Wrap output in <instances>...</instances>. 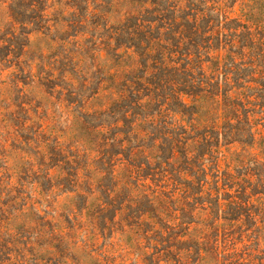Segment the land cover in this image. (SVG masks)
<instances>
[{"label":"rangeland","instance_id":"rangeland-1","mask_svg":"<svg viewBox=\"0 0 264 264\" xmlns=\"http://www.w3.org/2000/svg\"><path fill=\"white\" fill-rule=\"evenodd\" d=\"M172 1L185 19L188 0ZM198 1L207 16L202 32L211 29L212 48L220 47L202 52L207 75L226 58L249 69L243 84L230 83L239 117L222 97H184L194 119L168 120L186 129L185 138L215 132L216 153L191 165L163 139L145 137L123 111L111 117L146 64L115 29L149 5L0 0V264H264V195L255 194L263 190L239 193L232 183L248 187L244 182L255 178H244L245 171L264 163V107L257 99H264V9L259 0ZM187 22L183 47L195 52ZM172 60L186 66L180 56ZM246 115L249 125L240 123ZM221 133L238 136L224 141ZM198 137L187 143L190 156L205 151L198 152ZM249 197L253 217L231 207L232 199Z\"/></svg>","mask_w":264,"mask_h":264},{"label":"trees","instance_id":"trees-1","mask_svg":"<svg viewBox=\"0 0 264 264\" xmlns=\"http://www.w3.org/2000/svg\"><path fill=\"white\" fill-rule=\"evenodd\" d=\"M132 3L144 5H149L148 8L144 9L140 14L134 16L126 22L121 28L115 29V34L120 36L126 35L128 38L129 45L125 46L126 49H134V52L142 59L146 64L142 63L141 71H143V76H134V80L123 89L125 94L128 93V97L124 96L122 103L116 106V110H111V117L119 114L123 111V116L129 120L130 124L133 125L136 122H139L138 130L144 134L147 138H153V140L163 139L164 142L162 145L164 147L169 144V147L173 150L175 148L179 149L181 156L186 158L188 164H193V162L203 161L206 155L210 156V159L217 149H214L213 142L217 140L215 132L213 131H204L201 135L200 149H204L201 154L197 156H190V151H188L187 143L190 140H194L197 137L185 138L184 135L187 133L186 129L182 132L180 127L168 120L174 121L175 115H181L183 117H189V121L194 119V116L197 112L191 111L193 108L187 102L184 101V97L191 98L193 102L203 103L205 101L216 100V98L222 97L225 101V106L231 109V113L234 111L238 114V109H236V103L231 101L229 97V92L233 90L235 86H231V81L239 84H243L245 77L242 76L244 70L249 69L245 67L247 63H239L234 58H226L225 64L216 65L212 63L211 69H213V74L211 76L207 75V71L204 69V64L209 61L203 60L202 52H210L213 50H218L220 47H213L212 37L207 36L212 30L203 31L199 25L201 19H205L206 14L205 10H199L196 7L198 0H188L191 11L189 14L185 15V19L181 16H177L179 13H182L180 9L177 8L178 2L172 0H131ZM202 1V0H201ZM259 7L263 6L264 9V0H259ZM194 7V8H193ZM256 8V7H255ZM214 11V9H212ZM178 18L183 19V24L176 26ZM251 19V17H249ZM190 19L192 23L191 36L189 40L191 41V46L196 50L195 52L190 51V49H185L183 46L188 43L185 41V38H188L184 35L183 28L187 27L189 23L187 22ZM202 19V20H203ZM227 29V28H226ZM231 29V28H228ZM237 31V28H235ZM163 32V33H162ZM203 37L202 44L196 42L198 36ZM224 41L225 45L234 46L235 38ZM222 40L220 38V46ZM123 44H120L122 47ZM249 46V45H248ZM247 46V47H248ZM225 48V47H224ZM249 48H251L249 46ZM180 56L182 61H185V67L173 66L175 62V57ZM243 56V55H242ZM249 64V63H248ZM253 64V63H251ZM215 73L217 75H215ZM263 74V73H262ZM262 77H264L262 75ZM248 82H251L248 81ZM237 84V85H239ZM231 86V87H229ZM239 87V86H238ZM259 92H264V85L262 88H258ZM257 99H261L262 107H264V99L262 95H258ZM218 103V101H215ZM203 108V106H201ZM104 113V112H102ZM101 114V113H100ZM110 116V115H109ZM172 116V117H171ZM98 119L100 115L97 116ZM239 117V114H238ZM246 121L240 122L249 125L250 121L248 115H246ZM149 122L151 131L145 129L143 124H148ZM119 119L114 120L112 123L107 124L106 127H112L117 125ZM192 126V125H190ZM101 128H105V125L102 123L99 125ZM133 134L134 131L131 129L129 134ZM138 135V134H136ZM219 137L222 135L224 141H226L227 136L232 140L235 138L236 134L230 133L225 135L224 133L218 134ZM246 134H243L241 138H244ZM255 133L251 132L249 137L251 145L255 144L254 139ZM248 139V137H247ZM135 141V139H133ZM243 142L242 140H239ZM104 144H108V139H104ZM115 146V139H112ZM240 142V143H241ZM122 145V144H121ZM215 148H218V144L215 145ZM132 151V148L131 150ZM136 155V154H135ZM103 156V154L101 155ZM113 156H118V154H113ZM174 156V153H172ZM255 165L254 169H247L244 173V178L252 177L255 178V181H245L249 182V186L239 184L238 182H232L233 185L237 184L239 193H246L248 188L255 186L258 190H263L262 192L255 193L264 195V163L256 161L253 163ZM198 168V167H197ZM205 165L202 164L201 169H196V174H200L201 171H204ZM134 177L131 175V178ZM216 183L219 182V171L216 170ZM229 177H225V180H229ZM204 183L202 189L205 187ZM211 195V192L209 193ZM232 198V197H229ZM250 197L248 200L243 201L241 198L232 199L231 207L235 211L249 213L248 217H253L250 207ZM261 214L264 216V203L261 208ZM243 215L242 213H239Z\"/></svg>","mask_w":264,"mask_h":264}]
</instances>
